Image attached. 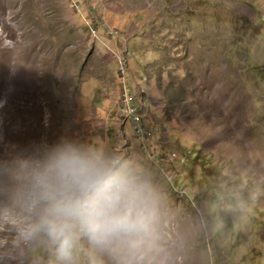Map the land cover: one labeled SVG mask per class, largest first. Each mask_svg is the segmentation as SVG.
Returning a JSON list of instances; mask_svg holds the SVG:
<instances>
[{
    "label": "rangeland",
    "instance_id": "374dc122",
    "mask_svg": "<svg viewBox=\"0 0 264 264\" xmlns=\"http://www.w3.org/2000/svg\"><path fill=\"white\" fill-rule=\"evenodd\" d=\"M0 102V157L95 140L149 185L141 252L76 264H264V0H0ZM0 264L59 262L0 221Z\"/></svg>",
    "mask_w": 264,
    "mask_h": 264
},
{
    "label": "clouds",
    "instance_id": "9594fccd",
    "mask_svg": "<svg viewBox=\"0 0 264 264\" xmlns=\"http://www.w3.org/2000/svg\"><path fill=\"white\" fill-rule=\"evenodd\" d=\"M3 102H0L2 104ZM0 221L20 239L43 235L59 264H76L82 236L101 250L139 254L154 230L148 183L101 143L61 137L0 157Z\"/></svg>",
    "mask_w": 264,
    "mask_h": 264
},
{
    "label": "built area",
    "instance_id": "2783aa9c",
    "mask_svg": "<svg viewBox=\"0 0 264 264\" xmlns=\"http://www.w3.org/2000/svg\"><path fill=\"white\" fill-rule=\"evenodd\" d=\"M74 6H77L75 3H73ZM80 7H78L79 9ZM126 108V112L130 115L131 119L133 120L134 123L140 124L141 123V119L144 116V114L140 111L137 110V108L134 106L133 103V99L129 96L126 95L125 98V105H124V109ZM142 124L144 125V123L142 122ZM145 131V128H142ZM139 129H137V133H138Z\"/></svg>",
    "mask_w": 264,
    "mask_h": 264
},
{
    "label": "bare ground",
    "instance_id": "6f19581e",
    "mask_svg": "<svg viewBox=\"0 0 264 264\" xmlns=\"http://www.w3.org/2000/svg\"><path fill=\"white\" fill-rule=\"evenodd\" d=\"M173 237V236H172ZM172 237H170L172 240H173V238ZM157 238V237H156ZM160 239V236H159V238H157L156 240L158 241ZM162 241V240H161ZM174 241V240H173ZM159 242V241H158ZM176 242V241H175ZM174 242V243H175ZM162 243H160V245H161ZM176 244V243H175ZM152 245V244H151ZM156 245V244H155ZM157 246H159L158 244H157ZM156 247V246H155ZM162 248V247H161ZM172 248V247H171ZM170 247H169V249H171ZM156 251V250H155ZM183 253H186L185 251H183V252H180V254H183ZM169 257H170V254H169Z\"/></svg>",
    "mask_w": 264,
    "mask_h": 264
}]
</instances>
